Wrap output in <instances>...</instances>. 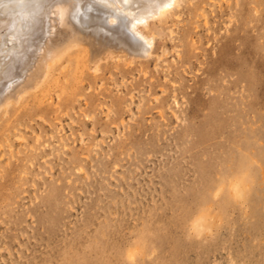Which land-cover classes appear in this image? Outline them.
Segmentation results:
<instances>
[{
	"label": "rangeland",
	"instance_id": "1",
	"mask_svg": "<svg viewBox=\"0 0 264 264\" xmlns=\"http://www.w3.org/2000/svg\"><path fill=\"white\" fill-rule=\"evenodd\" d=\"M261 2L256 12L248 0H204L197 12H181L164 65H133L127 79L140 88L133 98L84 56L80 92L92 102L89 124L79 96L66 115L26 107L13 116L30 127L23 128L28 139L34 128L53 135L58 158L40 159L56 170L26 174L40 185L28 183L22 193L11 187L0 202V264H264ZM139 68L153 78L154 94ZM94 74L105 77L103 90ZM111 99L106 112L99 103ZM140 100L146 107L137 109ZM79 132L84 141L75 140ZM83 148L90 158L78 170L73 159ZM6 161L14 158L0 157ZM228 174L241 179L240 197L229 198ZM199 215L210 232L191 228Z\"/></svg>",
	"mask_w": 264,
	"mask_h": 264
},
{
	"label": "bare ground",
	"instance_id": "2",
	"mask_svg": "<svg viewBox=\"0 0 264 264\" xmlns=\"http://www.w3.org/2000/svg\"><path fill=\"white\" fill-rule=\"evenodd\" d=\"M201 1L204 0H0V64L5 66V72L0 74V157L9 154V158H14L4 165L0 163V202L10 198L7 190L11 187L22 193L27 190L22 186L28 183L40 185L35 177L28 179L26 174L41 167L48 172L56 170L54 162L46 166L47 160L43 159L42 164L40 159L58 158L57 153L50 151L55 149L53 135L45 138L34 128L32 138L28 139L23 128L30 127L14 123V115L25 111L26 107L43 112L55 109L66 115L69 103L78 100L79 96L88 107L83 115L84 124H89L92 102L88 94L80 92V82L88 76L80 65L84 56L91 62L89 68L93 67L94 73L100 69L105 71L113 79L115 88L122 89L130 98L135 97L140 92L139 80L135 78V83L133 79H127L135 69L133 65L138 61L154 62L155 67L164 65L168 44L174 39L172 24L181 12H197ZM261 1L248 0V3L256 12L263 4ZM220 8L214 11L220 12ZM244 8L239 5V9ZM200 12L204 16L206 11ZM204 19L206 24L207 17ZM81 52H85L83 57ZM138 73L146 78L147 93L154 94L151 89L153 78L147 77L143 68H139ZM117 75H120V81L113 78ZM94 78L101 81L96 89L103 90L102 79L105 77L94 74ZM88 87L91 88V84ZM102 93L103 97L111 95L106 91ZM152 99L158 101L159 97L153 95ZM141 101L135 105L137 109L146 107ZM113 102L112 99L103 100L99 106L109 112ZM158 106V103L154 104V107ZM92 124L98 123L93 121ZM68 126L73 135V126L71 123ZM78 138L84 141L82 132L75 140ZM14 140L23 147L11 150ZM81 155L73 159L78 170L87 164L90 152L83 148ZM226 179L229 198L240 197L243 194L241 179L231 174ZM205 212L211 216L207 210ZM191 228L197 232H210L211 224L199 215Z\"/></svg>",
	"mask_w": 264,
	"mask_h": 264
},
{
	"label": "snow or ice",
	"instance_id": "3",
	"mask_svg": "<svg viewBox=\"0 0 264 264\" xmlns=\"http://www.w3.org/2000/svg\"><path fill=\"white\" fill-rule=\"evenodd\" d=\"M5 72V66L0 64V74H3Z\"/></svg>",
	"mask_w": 264,
	"mask_h": 264
}]
</instances>
